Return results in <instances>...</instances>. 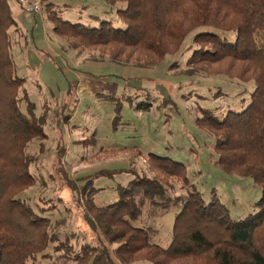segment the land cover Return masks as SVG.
I'll use <instances>...</instances> for the list:
<instances>
[{
	"label": "trees",
	"instance_id": "trees-1",
	"mask_svg": "<svg viewBox=\"0 0 264 264\" xmlns=\"http://www.w3.org/2000/svg\"><path fill=\"white\" fill-rule=\"evenodd\" d=\"M107 2L115 17L94 13L76 19L54 0H41L53 31L74 47L107 50L114 61L136 54L148 67L179 52L190 33L207 27L188 46V69L255 83L241 110L217 114L215 109L201 108L197 125L216 137L220 168L249 176L262 188L257 210L232 218L216 190L205 200L185 163L149 153L154 174L135 172L127 184H117L119 199L112 203L95 202L98 188L91 175L69 180L100 243L85 242L77 249L70 237L62 240L61 222L47 214L57 205L37 208L23 197L39 180L31 169L35 159L29 147L47 137V111L36 112L24 87L26 78L17 73L12 49L14 36L22 29L10 0H0V264H39L44 258L54 264H264V0ZM231 31L236 34L233 39L225 33ZM117 106L120 112L121 102ZM118 112L114 123L121 117ZM115 170L93 175L114 177ZM174 181L183 183L184 193H172ZM146 203L163 209L180 207L168 246L153 241L152 227L135 224ZM50 247L56 256L47 252Z\"/></svg>",
	"mask_w": 264,
	"mask_h": 264
},
{
	"label": "rangeland",
	"instance_id": "rangeland-1",
	"mask_svg": "<svg viewBox=\"0 0 264 264\" xmlns=\"http://www.w3.org/2000/svg\"><path fill=\"white\" fill-rule=\"evenodd\" d=\"M54 1L69 9L70 18L86 19L94 13L115 17L107 0ZM10 4L14 6V1ZM47 14L43 5L36 14H15L22 33L14 36L12 54L17 73L26 78L24 87L36 103V112L47 111V137L29 147L35 159L31 169L39 180L23 197L37 208L57 205L47 214L61 222L62 240L70 237L77 249L85 242L100 243L85 220L81 196L69 180L91 175L98 188L95 202L112 203L119 199L117 184H127L135 172L154 174L149 153L185 163L205 200L216 190L232 218H244L257 210L262 188L249 176L220 168L214 150L216 137L197 125L201 108L215 109L217 114L241 110L255 89L253 81L188 69V46L207 27L190 33L179 52L148 67L136 54L114 61L107 50L74 47L53 31ZM225 33L231 39L236 35ZM112 95L115 100L109 99ZM119 102L120 112L116 110ZM117 112L121 117L114 123ZM103 169H114V177L93 175ZM182 184L174 181L172 193H184ZM179 210L146 203L135 224L152 227L153 241L168 246ZM47 252L57 255L52 247ZM44 259L39 264H54Z\"/></svg>",
	"mask_w": 264,
	"mask_h": 264
},
{
	"label": "built area",
	"instance_id": "built-area-1",
	"mask_svg": "<svg viewBox=\"0 0 264 264\" xmlns=\"http://www.w3.org/2000/svg\"><path fill=\"white\" fill-rule=\"evenodd\" d=\"M21 6V9L27 14H36L41 12L42 5L36 0H17Z\"/></svg>",
	"mask_w": 264,
	"mask_h": 264
},
{
	"label": "crops",
	"instance_id": "crops-1",
	"mask_svg": "<svg viewBox=\"0 0 264 264\" xmlns=\"http://www.w3.org/2000/svg\"><path fill=\"white\" fill-rule=\"evenodd\" d=\"M14 1V6H12V9H13V12H14V10H15V12H14V14H17V16L19 17L21 14L22 15H28L27 13H25L22 9H21V6H20V4H19V2L17 1V0H13ZM36 1H39L40 2V0H36Z\"/></svg>",
	"mask_w": 264,
	"mask_h": 264
}]
</instances>
